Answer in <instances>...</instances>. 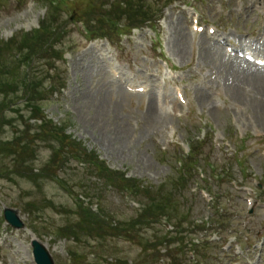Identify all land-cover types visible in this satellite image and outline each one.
<instances>
[{"label":"rangeland","instance_id":"rangeland-1","mask_svg":"<svg viewBox=\"0 0 264 264\" xmlns=\"http://www.w3.org/2000/svg\"><path fill=\"white\" fill-rule=\"evenodd\" d=\"M68 1L94 23L97 15L111 13L122 24L132 14L138 23L161 20L153 31L142 28L113 48L116 40L87 42L79 18L70 21L62 15L56 40L46 36L41 45L55 46L53 55L46 57L65 53L63 63L49 60L55 76L37 75L47 71L38 68L47 61L40 58L42 53L33 54L31 79L42 78L39 85H55V91L66 86L61 95L48 94L36 104L75 142L95 152L109 168L142 180L151 191L159 190L152 197L166 199L172 190L179 193V201L174 198L166 209L180 232L171 235L176 238L173 245L142 250L133 244L130 234L135 232L127 230L129 221L137 218L133 200L107 189L97 178L53 163L51 154L58 144L48 141L47 135L39 137L41 143L35 140L32 130L37 122H28L31 128L27 129L26 111L13 105L16 114L9 113L8 126L0 130V264H33V239L45 245L54 264H167L172 260L180 264H264V96L256 84L260 75L228 60L207 32L212 27L236 48L264 57V11L255 13L264 0H105L109 3L100 4L102 11L90 10V0ZM120 2H128L135 10L118 13L123 9ZM47 12L45 0H0V88L13 82V98H22L29 89L22 80L21 58L33 52L25 50L31 44L21 43L26 42L21 41V33L36 29L40 21L51 23L54 16ZM193 20L204 28L202 34L194 32ZM107 32L102 33L113 38L114 33ZM99 53L107 55L127 82L148 86L149 92L127 93L108 74ZM178 91L184 104L177 99ZM2 92L0 102L6 101ZM200 141L191 171L196 182L182 190L176 181L177 159L184 160L188 145ZM64 160L75 167L70 154ZM208 165L216 167L217 173L226 170L227 176L222 181L213 178ZM27 168L43 174L30 172V179L22 173ZM47 174L63 177L66 186H75L74 192L83 185L100 196L112 220L120 222L118 232L124 236L125 231L131 232L126 235L130 242L78 223L73 207L82 197L71 198ZM204 183H209L216 196L214 202L197 191ZM96 201L91 200L94 209ZM4 208L17 211L26 229L15 231L7 226ZM206 221L212 224L208 229L188 232L190 222ZM143 229L138 230L148 238L157 232L154 227ZM147 237L143 238L148 241ZM190 242L199 246L192 247Z\"/></svg>","mask_w":264,"mask_h":264},{"label":"trees","instance_id":"trees-1","mask_svg":"<svg viewBox=\"0 0 264 264\" xmlns=\"http://www.w3.org/2000/svg\"><path fill=\"white\" fill-rule=\"evenodd\" d=\"M103 1H99V2H89L88 4H90L91 9L90 10H96V11H102L103 6H105V3L102 5H100ZM93 3V4H91ZM125 7L122 10L118 9V13L120 14H130L131 11H134L135 9L130 7V4L128 2L124 3ZM48 12L50 15L52 14V16H54V18L50 17L52 19V21H50L51 23L47 24L44 23V21L40 22V30L36 31L35 33H37V35H33V42L27 45H30L29 50L32 49L30 52H33L32 54H41L43 53L46 57V55H53L54 51H51V45L50 46H42L41 44L43 43V41L45 40L46 36H49L51 38H55L58 36L57 32H59L60 29V25L58 24V22L60 21V12L58 10V8L56 6L52 7L51 2L49 1L48 4ZM135 8H138L136 6H134ZM128 10V12H127ZM137 11H141V9H137ZM111 14L106 15V17L104 16H99L97 15V22L94 23L92 22V20H90L89 18L86 17V15H83L84 20L86 21V23L89 25V27H91L90 29L92 31L95 32H103L104 30H109L110 32L112 31L113 28H111V26L109 25V23H114V26L116 27L118 24L117 22H115V19L111 17ZM137 17V15H131L128 16V19L131 23H135L137 24L138 21L135 20V18ZM104 21V22H103ZM107 21V24H106ZM149 21V20H147ZM138 25H142L146 23V19L143 20H139ZM56 25V26H55ZM99 27H96V26ZM134 26V24L132 25ZM50 29H53V32L50 31ZM57 34V35H56ZM58 39V38H57ZM11 43V42H10ZM36 43V44H35ZM13 44L17 45L16 42H13ZM19 46V43L18 45ZM38 46H41V51H39ZM23 48V47H22ZM19 49V47H18ZM30 54V55H32ZM30 55H28L27 59H30ZM54 59H59L60 56H53ZM28 88L30 89V93H27L25 91V95H29L31 97V99H28V102H30V104L33 106L32 107V118L33 119H37V120H41L43 123V126H41L39 128V133L37 134H33L32 137L36 140L39 141V137L41 135H46L47 132H52L57 138H59L58 142H55L54 140H52L50 137L46 136L47 140L53 143H58L57 146V150L53 152L52 155V162L61 166L64 165L65 160L67 155L70 154L71 156H74L76 154L79 153H83L84 156L89 157V153H87L85 151V149L81 148V145L73 142L70 140V138L68 136H66L63 132L62 129L56 128L55 126H52L50 123L46 122L44 120L43 114L41 112V108L40 106L37 107L36 102L40 101L42 98V94L40 92V90L38 88H40L39 85H35L34 83H30ZM3 90L2 93L5 94L6 97V101H2L0 102V119L1 121H3L5 119V110L7 108H9L14 99L17 98H11L9 95V92L5 91V88L2 87L0 88V90ZM53 90L55 88H52ZM34 91V92H33ZM13 95H15L14 91L11 92ZM7 95V96H6ZM16 101V100H15ZM28 129V128H27ZM40 142V141H39ZM41 143V142H40ZM19 145V144H18ZM19 148H21V146L19 145ZM89 167L91 168L92 172H95L96 174L99 173V178L103 179L104 181H110V183H112L117 189L119 190H124L125 188L129 189L131 191V194L134 197H139V195H142L143 199H144V208L141 209L139 215H138V219L134 222H129L127 224V227H129L127 230L132 229L134 230L133 232L135 233H131L129 231H125L123 234L126 235H132L133 241H135V239L140 240V238L138 237L141 236L140 231L138 229L140 228H144L143 230H146L145 227L147 226V223H153V224H158L162 219H166L167 222V218L168 215L164 213L165 209L167 208L168 205H170V202L168 200H163V199H157L156 197H152L151 196V192L147 191V189H142L139 186V183L136 182L135 180L132 179H126L124 177V174L120 173V172H115V171H111L109 170L105 164L103 162H99L96 157L92 160L87 162ZM48 171V170H47ZM49 173V171H48ZM48 175V174H47ZM88 198V197H87ZM159 201V202H156ZM161 202L165 203V205H163ZM81 204H84L82 202H80ZM79 213L80 216L84 219V222H81L84 225H89V226H94L97 227V233L101 234L102 231L105 232L108 237H115V238H119V237H123L119 232L117 228H111L107 225H105L104 221L98 217L96 214H92L91 210H87V212H84L82 210V208H79ZM166 217V218H165ZM170 220V219H169ZM161 234H165L163 232H161ZM168 233H166L164 236H159V235H153L151 236L150 239L151 241H148V244L146 245L145 249L154 246V247H163L164 245H172V243L174 244L173 241H175V237L172 238L171 235L167 236ZM142 237V236H141ZM161 237H163V239H161ZM130 241V240H129ZM135 243V242H133ZM172 264H180V262L177 263V261H173L172 260Z\"/></svg>","mask_w":264,"mask_h":264},{"label":"water","instance_id":"water-1","mask_svg":"<svg viewBox=\"0 0 264 264\" xmlns=\"http://www.w3.org/2000/svg\"><path fill=\"white\" fill-rule=\"evenodd\" d=\"M5 218L14 228L23 227V225L19 222L15 212L6 211ZM33 247L34 257L37 264H53L50 255L44 247L37 243H34Z\"/></svg>","mask_w":264,"mask_h":264},{"label":"bare ground","instance_id":"bare-ground-1","mask_svg":"<svg viewBox=\"0 0 264 264\" xmlns=\"http://www.w3.org/2000/svg\"><path fill=\"white\" fill-rule=\"evenodd\" d=\"M209 52V51H208ZM227 57V59H228V57H230V56H226ZM231 61H233V63H236L235 65H237V64H239V65H242L243 67H245V68H247V69H250V70H252V71H254V74L256 73V74H259L260 76H259V78H260V80H258L257 81V86H258V93H260V94H262L263 96H264V72H260L259 70H257V69H254V68H252V67H250V66H248L247 64H245L244 62H242V61H238L237 59H235V58H229ZM228 59V60H229ZM224 65V64H223ZM235 67H238V66H235ZM223 68V67H222ZM244 70V69H243ZM227 71V70H226ZM224 73H225V71H224ZM237 76V75H236ZM231 77V76H230ZM258 78V77H257ZM227 79V78H226ZM229 79V78H228ZM238 79H240V78H238ZM247 81H249V80H247ZM250 83V82H249ZM250 86V85H249ZM256 88V87H255Z\"/></svg>","mask_w":264,"mask_h":264}]
</instances>
